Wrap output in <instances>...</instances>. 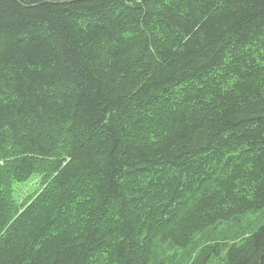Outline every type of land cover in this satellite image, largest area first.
Segmentation results:
<instances>
[{
	"label": "trees",
	"instance_id": "16d2710c",
	"mask_svg": "<svg viewBox=\"0 0 264 264\" xmlns=\"http://www.w3.org/2000/svg\"><path fill=\"white\" fill-rule=\"evenodd\" d=\"M258 208L264 0H0V264H264L187 249Z\"/></svg>",
	"mask_w": 264,
	"mask_h": 264
},
{
	"label": "rangeland",
	"instance_id": "374dc122",
	"mask_svg": "<svg viewBox=\"0 0 264 264\" xmlns=\"http://www.w3.org/2000/svg\"><path fill=\"white\" fill-rule=\"evenodd\" d=\"M42 175H33L31 179L21 183H15V197L17 202H22L21 199H25L36 193L42 182ZM264 224V208L251 209L241 214L237 219L223 222L216 228L209 227L202 231H199L187 249H193L196 245L203 244L210 240L232 238L243 234L245 232H254ZM171 249V248H170ZM216 258L211 264H214Z\"/></svg>",
	"mask_w": 264,
	"mask_h": 264
},
{
	"label": "bare ground",
	"instance_id": "6f19581e",
	"mask_svg": "<svg viewBox=\"0 0 264 264\" xmlns=\"http://www.w3.org/2000/svg\"><path fill=\"white\" fill-rule=\"evenodd\" d=\"M260 52V51H259ZM256 57V56H255ZM258 59V58H257Z\"/></svg>",
	"mask_w": 264,
	"mask_h": 264
}]
</instances>
